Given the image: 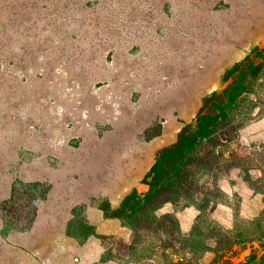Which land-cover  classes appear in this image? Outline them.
Segmentation results:
<instances>
[{"label":"rangeland","instance_id":"374dc122","mask_svg":"<svg viewBox=\"0 0 264 264\" xmlns=\"http://www.w3.org/2000/svg\"><path fill=\"white\" fill-rule=\"evenodd\" d=\"M254 46L264 0H0V264H237L248 244L261 252L252 240L218 255L209 235L264 231L259 159L220 171L204 209L179 198L153 210L182 248L169 221L126 247L132 229L115 211ZM245 95L236 138L250 148L264 142V72Z\"/></svg>","mask_w":264,"mask_h":264},{"label":"trees","instance_id":"16d2710c","mask_svg":"<svg viewBox=\"0 0 264 264\" xmlns=\"http://www.w3.org/2000/svg\"><path fill=\"white\" fill-rule=\"evenodd\" d=\"M262 72L264 46H254L229 69L227 76L230 80L220 90H212L203 98L193 120L179 128L175 140L156 151L152 164L141 180L146 184V189H132L115 210L132 229V238L129 244H125L126 247H132L138 230L149 227L152 222L160 226L163 225L162 222L169 221L165 230L168 229L169 235L174 238L171 216L167 213L159 216L152 214L162 202H176L183 198L193 201L197 208L204 209L211 199L217 197L215 176L220 171L231 166L246 168L245 165H249V161L253 159H259L264 166V142L256 147L246 148L239 146L236 138L239 124L248 117L241 102L257 75ZM230 144L236 145L239 152L232 151ZM262 178L264 172L256 179ZM254 227L253 232L246 234L238 226L231 230L211 228V250L221 255V252L223 254L235 244L244 249L248 242L256 240L261 252L258 253L257 248L248 244L250 251L237 264H264V231L256 233ZM176 240L177 237L170 242ZM177 243L176 248H182L184 240L179 239ZM172 245L175 246L173 243ZM193 255L195 252H190L191 260L195 259ZM174 263H180V258L177 257Z\"/></svg>","mask_w":264,"mask_h":264},{"label":"crops","instance_id":"0c3cea01","mask_svg":"<svg viewBox=\"0 0 264 264\" xmlns=\"http://www.w3.org/2000/svg\"><path fill=\"white\" fill-rule=\"evenodd\" d=\"M101 225H103V222H101Z\"/></svg>","mask_w":264,"mask_h":264}]
</instances>
